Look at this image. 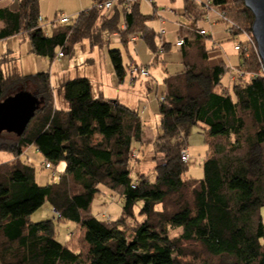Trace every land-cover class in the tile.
I'll return each mask as SVG.
<instances>
[{
  "label": "trees",
  "instance_id": "trees-1",
  "mask_svg": "<svg viewBox=\"0 0 264 264\" xmlns=\"http://www.w3.org/2000/svg\"><path fill=\"white\" fill-rule=\"evenodd\" d=\"M97 1L102 0H93L73 23L54 22L48 34L40 25V0H18L16 9H0V39L25 32L32 51L52 63L59 51L73 54L85 39L91 47H103L118 32L127 44L129 33L140 32L159 62L167 44L160 46L161 35L149 26L151 16L141 13L140 2L108 13L95 6ZM211 4L225 5L234 24L223 21L230 39L251 31L254 15L243 0ZM183 11V69L164 79L161 131L153 145L159 157L151 175H133L131 168L133 147L144 130L139 110L117 98L96 96L87 76L64 80L65 103L57 106L48 71L8 74L0 68V101L17 88L42 101L22 135L0 134V152L12 155L0 161V264H264L262 62L251 48L248 56L237 52L240 62L233 69L224 61L209 64L215 47L199 26L207 9L184 0ZM109 55L119 84L125 83L130 62L118 48ZM196 125L208 144L202 178L188 177L189 161L182 159ZM32 145L54 168L64 163L57 180L37 181L34 164L22 160ZM102 186L123 200L118 219L92 212ZM45 202L57 222L31 220L32 210ZM136 217L142 219L127 231V220ZM61 220L79 225V247L57 239ZM171 228L182 233L172 237Z\"/></svg>",
  "mask_w": 264,
  "mask_h": 264
},
{
  "label": "rangeland",
  "instance_id": "rangeland-1",
  "mask_svg": "<svg viewBox=\"0 0 264 264\" xmlns=\"http://www.w3.org/2000/svg\"><path fill=\"white\" fill-rule=\"evenodd\" d=\"M92 5L93 0H40L42 19L40 22L45 26L47 33L50 34L54 26V21H56L61 15H68L69 17L76 18L81 11L90 8ZM183 6L184 0H158L157 8H155L154 4L147 1L140 2L141 13L151 16L149 20V26L153 27L154 30L161 35L158 39L160 46L164 44V38H166L167 42L171 43L170 49H168L167 46L161 52L162 55L159 58V62L153 61L155 57L154 52L151 50L145 39L141 37L136 42H129L127 40L129 44H124L122 42L114 44L109 41V44H105L103 48L94 47L93 50H90L92 47L90 46L89 40L85 39L76 45L74 55L65 53L64 57L57 58L52 64L50 59L39 56L30 51V42L26 33L23 32L22 35L15 36V38L6 42V44H9L10 47L14 46L13 48L19 57V67L17 62H15L16 57L13 58L8 54H3L1 55V62L3 63H0V68H4L8 74L19 71V69L23 74L27 75L48 71L52 77L51 80L53 82L52 86L54 98L59 102L58 106H61L62 103H65L62 99L61 93V85L63 82L61 81L63 80V75L61 76V74L64 72L65 78L70 79L76 75H83L84 71L88 72V63H84V60H87V58L90 57V53H92L95 57V67L98 68L96 65L99 63V68H102L103 70L105 68V71L112 68L109 50L117 48L121 50L125 63L133 61L132 63L148 66L150 71L149 76L139 75L138 77H133L130 73H128L125 83L120 87V94L130 98L129 104L132 105L134 109H137L141 112L143 117L142 121H144L142 140L141 142L136 143L132 150L131 168L133 175L138 174L140 171H144L151 175L154 172L153 167L156 163L154 162V159L158 156L156 155L153 145L156 138L158 137V133L161 131L159 126L160 115L158 110L160 97L163 95L165 89L162 75L176 74L181 72L183 69L181 50L175 44L178 36L180 35V23L184 21L185 18L182 15H172L170 12L164 11V8H177L179 10L182 9ZM177 19H179V22H176ZM210 25L211 23H209L208 20H202L199 22L200 27L205 26L209 29L211 27ZM162 26L164 27L161 28ZM218 30H220L221 35H225V31L222 30L221 26L216 28V31ZM115 33L119 35L118 32ZM213 39V36L210 37L208 42L211 44ZM235 42V39H229L228 37L220 38V43L226 56L225 62L228 65L230 63L235 64L240 59L237 51L234 50ZM3 47H5V44L2 43V51ZM214 49L215 48H213L212 51H214ZM212 51L209 54L210 56H212ZM214 62V60L209 59V64L214 65ZM156 74H160L161 78L159 79ZM227 79L228 77L225 76L224 81H227ZM127 82L129 86H125ZM23 90L25 89L17 88L10 90L4 98L12 96ZM105 92L111 95L114 91L112 88L106 87ZM135 98L136 101H134ZM185 147H188L189 151V171L187 176L193 178H202L204 174V158L208 152L206 134L203 128L198 125L192 128ZM11 158L12 155L8 154L7 152H0V161L9 160ZM22 160H27L34 164L36 169V178L40 184H47L53 180H57L60 176L62 165L60 164L56 168H54L52 165V169L46 168V160L39 151L33 150L31 154L27 151V154H23ZM134 177H136V175ZM141 204L142 203H139V205ZM122 207L123 200L120 195L104 186H102L101 192L96 195L91 206L93 214L100 218L107 217V219H118L122 214ZM261 214L264 221V206L261 209ZM45 219H54L57 222L54 209L51 207L49 202H45L43 205L34 208L31 212V220L41 221ZM137 219L142 218L136 217L129 218L127 220V231L132 230V227L137 224ZM80 231L79 225H76L73 221L61 220L57 223L56 236L61 242L69 239L70 242L74 244V246L79 247L83 242L80 238ZM181 233V228L170 229V235L172 237H177Z\"/></svg>",
  "mask_w": 264,
  "mask_h": 264
},
{
  "label": "crops",
  "instance_id": "crops-1",
  "mask_svg": "<svg viewBox=\"0 0 264 264\" xmlns=\"http://www.w3.org/2000/svg\"><path fill=\"white\" fill-rule=\"evenodd\" d=\"M196 1L197 2H201V0H196ZM17 6H18V0H0V9H3V8L16 9ZM164 11H168L172 15H176V16H180V15L183 16V12H184L183 8L179 9V10L177 8H175V9H172V8H166L165 9L164 8ZM40 12H41V9H40ZM178 20L179 19H177L176 22H179ZM162 22H164V21H162ZM209 23H211V25H210L211 27L209 29L207 27H205V26H201V28H204L206 30V32L209 35H211V37L213 36V38H214L212 43H213V45H214L216 50L214 49V51H212V56H210V60H214L215 61L214 64H217V63H219L221 61L225 62L226 56H225L224 50L222 49V45L220 43V38L228 37L230 39V35L227 32V26H226V24L223 21H221L219 18H217L213 14L211 15V22H209ZM148 24H149V22H148ZM40 25L42 27H45L41 22H40ZM3 26H4V22L2 20H0V29ZM220 26L222 27V30L225 31V33H224L225 35H221L220 34V30L216 31V28H219ZM163 27L164 26H162L161 28H163ZM20 35H22V33L15 34V35L9 36V37L4 38V39H0V54H8V55L12 56L13 58L16 57V61L15 62H17V65L19 64L18 54L15 51V49L13 48L14 46L10 47L9 44H6V42H8L9 40L15 38V36H20ZM109 41L111 43H114V44L117 43L118 44V43L121 42V37H120V35L115 33V34L110 36ZM163 41H164V44H167L168 49H170L171 48V43L167 42L166 38H164ZM2 43L5 44V47H3V51L1 50V44ZM107 44H109V42ZM127 44H129V42ZM103 47H100V48H103ZM93 48L94 47H92L90 50H93ZM75 50H76V48H75ZM75 50H74V53H75ZM30 51L33 52L32 49H31V44H30ZM74 53H73V55H74ZM238 56H239V54H238ZM54 62H55V60L52 62V64ZM85 62L88 63L87 68H89V71L88 72L84 71L83 75H76L75 77H77V76H87V77H89L91 79L92 83H93V89H94V93H95L96 96H103V97H106V98H118L122 103H124V104L128 105L129 107L133 108V106L129 104L130 98L129 97L127 98V97L122 96L120 94V91H121L120 87L123 86L124 83L123 84H119V82L117 80V77L115 75L113 66H112L111 69H108L106 71H105V68H104V70L102 68L101 69L99 68V63L96 65V66H98V68L95 67V57L93 56L92 53H90V57L87 58V60H84V63ZM239 62H240V59L238 60L237 63L232 64V63H230V60H229V63H230L229 65L232 66V67H235ZM105 66H106V62H105ZM18 67H19V65H18ZM62 75H63V80H61V81L66 80L64 72L61 74V76ZM156 76L159 79L161 78L160 74H156ZM166 76H168V74L162 75L163 82H164V79H165ZM50 77H51V75H50ZM51 79H52V77H51ZM51 83L53 85L52 80H51ZM127 85L129 86L128 82H127V84H125V86H127ZM106 87L107 88L108 87L112 88V90L114 91L113 94H111V95L107 94L105 92V88ZM132 100H133V98H132ZM134 101H136V98H135ZM56 104H57V106L59 104V102L57 100H56ZM33 150L38 151V149L35 146L32 145V146L28 147L23 154H25V153L27 154V151L31 154V152H33ZM61 165H62V169L61 170H63L65 165H64V163L61 164Z\"/></svg>",
  "mask_w": 264,
  "mask_h": 264
},
{
  "label": "built area",
  "instance_id": "built-area-1",
  "mask_svg": "<svg viewBox=\"0 0 264 264\" xmlns=\"http://www.w3.org/2000/svg\"><path fill=\"white\" fill-rule=\"evenodd\" d=\"M141 1H147L149 3L154 4V6H157V3H158V0H102V1H97L95 3V6L104 12L111 13L116 6H118L120 8L124 6L127 10H129V8L133 4H135L137 2H141ZM201 3L207 9V13L205 15L206 20L211 22V15L213 14L217 18H219L220 20L228 22L231 26L234 25L233 22H231L226 15L225 5L213 6L211 4V0L201 1ZM40 20H42V19H40ZM54 22L55 23L58 22V23H62V24H70V23L75 22V18L69 17L68 15H61ZM121 27L125 28V25L122 24ZM200 32L203 34L207 33L205 29H201ZM141 37H142V34L140 32L129 33L127 35V40L129 42H136ZM234 39L236 40L235 45H234V49L239 54H242V55L244 54V55L248 56L251 48H254V50H256L258 52L257 42H256L251 31L249 32L246 30H241L240 34L236 35L234 37ZM184 43H185L184 37L182 35H179L175 45L181 50ZM160 50H162V49H160ZM64 54L65 53L63 50L59 51L57 54V58L63 57ZM231 68L233 69L234 67H231ZM262 69L264 71L263 64H262ZM128 71L133 77L134 76L138 77L139 75H141V76H149L150 75V71H149L148 66L138 65V64L132 63V62H130V65L128 67ZM251 74L253 75L254 73H251ZM230 76H231V79H234V74H232ZM161 99L163 100L164 96H161ZM182 159H183V161H189L188 147H186L182 151ZM45 167L52 169V164L50 162L46 161ZM54 175H55V172H54Z\"/></svg>",
  "mask_w": 264,
  "mask_h": 264
},
{
  "label": "water",
  "instance_id": "water-1",
  "mask_svg": "<svg viewBox=\"0 0 264 264\" xmlns=\"http://www.w3.org/2000/svg\"><path fill=\"white\" fill-rule=\"evenodd\" d=\"M254 15L251 32L257 42L258 54L264 67V0H243ZM41 100L31 91L23 90L0 101V134L22 135L40 108Z\"/></svg>",
  "mask_w": 264,
  "mask_h": 264
}]
</instances>
